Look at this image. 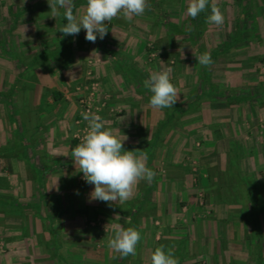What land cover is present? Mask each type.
I'll return each instance as SVG.
<instances>
[{
	"label": "crops",
	"instance_id": "1",
	"mask_svg": "<svg viewBox=\"0 0 264 264\" xmlns=\"http://www.w3.org/2000/svg\"><path fill=\"white\" fill-rule=\"evenodd\" d=\"M216 2L225 22L235 7L234 26L224 33L207 20L210 4L193 19L186 11L189 0H149L143 15L128 21L121 14L108 22L104 39L92 43L83 29L76 36L62 34L63 9L52 18L48 0H0V202L6 203L0 208V237L7 248L0 250V264H151L155 248L166 246L167 219L182 215L190 223L170 246L175 255L196 249L212 233L198 219L204 214L188 187L191 141H202L210 154L247 157L254 148L243 138L264 115V12L251 20L245 15L251 11L248 0ZM86 3L74 0V14L82 15ZM204 52L213 61L207 67L196 60ZM167 67L174 70L179 99L172 108L156 109L144 81ZM88 78L98 83L94 112L120 139L127 137L125 150L146 153L156 173L128 201L111 206L90 201L94 185L81 181L72 157L81 142L75 131L87 127L78 98ZM261 155V167L250 175L241 164L220 158L202 168L206 178L199 184L211 207L205 217L241 210L243 197L242 207H234L209 186L225 172L247 197L248 186L264 173ZM11 202L20 204L17 212L9 211ZM116 226L139 230L135 255L120 257L108 247ZM218 264L232 262L220 258Z\"/></svg>",
	"mask_w": 264,
	"mask_h": 264
},
{
	"label": "clouds",
	"instance_id": "2",
	"mask_svg": "<svg viewBox=\"0 0 264 264\" xmlns=\"http://www.w3.org/2000/svg\"><path fill=\"white\" fill-rule=\"evenodd\" d=\"M52 18L63 9L66 23L59 30L65 36H76L85 30V39L95 43L97 38L104 39L108 33V22L121 14L131 21L141 16L150 7L149 0H87L82 15L74 14V0H48ZM211 14L208 22L216 25L223 23L224 17L216 0H189L187 14L195 19L209 6ZM197 63L210 66L213 61L209 52L196 56ZM171 67L150 74L144 81L152 95L150 105L156 109L172 108L179 99L178 89L172 83ZM87 128L81 142L72 150L73 162L79 166L86 183L94 185L90 201L99 200L109 204L126 202L133 197L141 181L151 182L156 173L147 166V154L140 149L125 150L124 141L106 127L103 118L96 112L82 113ZM141 239L135 227L116 226L114 234L108 239V247L120 257L135 255ZM151 264H179L173 247L160 245L151 255Z\"/></svg>",
	"mask_w": 264,
	"mask_h": 264
},
{
	"label": "rangeland",
	"instance_id": "3",
	"mask_svg": "<svg viewBox=\"0 0 264 264\" xmlns=\"http://www.w3.org/2000/svg\"><path fill=\"white\" fill-rule=\"evenodd\" d=\"M243 1L245 2L246 0ZM248 1H250L251 4V11H250L251 14H249V16L251 17V20L254 19L257 21L256 18L257 15H262L264 12L263 10L264 4L262 5L261 3L262 1L264 2V0H257L259 4L256 3L255 4L258 6L252 3L253 2L252 0H248ZM230 12H231L230 18L232 17L231 18L232 23L230 22L231 21L230 19H228L227 22L223 20V23L218 26L220 32L223 31L222 33L226 32L228 25L229 27L231 25L232 27L234 26L235 20L233 19V16H235L236 14L235 7H233L232 10H230ZM238 24H240V21H238ZM255 31L256 30L254 29L253 26V28H251L249 32L254 34ZM262 58L264 61V57ZM260 71L264 73V69H260ZM263 118L264 115L263 116L258 115L255 118L254 124L252 125L253 129L252 130L250 129L249 130L250 132H248L249 134L247 133L245 138H243V141H247L251 146V148H254L252 152L254 154L251 153L247 157L246 156L244 157V155H241L240 153L239 154L236 153L234 157L233 154L230 153H221L220 155L210 154L208 153V148L206 147V145L202 144V141H197L196 139L195 140L192 139L191 147H190L191 152L189 155H187V158H185L186 166L189 168L191 174V178H189L191 179L189 180L190 185H188V187L193 189L194 193L196 194L197 205L200 207L201 213H203L204 215L210 214L211 207H208V205L205 204V197L203 194L204 192L199 184V181H201L199 180L200 177L206 178L205 176L206 173L202 168H206L208 162L218 161L220 158L221 161L225 162L224 164L226 163H230V165L238 164V167H240L241 164L243 170L246 172V174L248 173V175L257 172V169H259L258 167H261V163H262L261 151H264ZM256 127L258 129H256ZM80 131L81 130L79 131L76 130L75 133H81ZM262 178L264 179V173L261 174L259 178L255 179L254 185L252 184L248 186L250 193L252 194V199L255 200L254 208L256 210H254V208H252V205H249L246 194H244L245 193L244 190L242 192L236 190L235 186L231 184L232 177H229L226 175L225 172L220 171V176L216 180L217 183L215 185L209 186L213 191V195H218V198L223 199L222 203L230 202L231 204H233L234 207L241 206L242 202H244L242 205L243 207L241 206L242 207L241 210H236V209L232 210L234 212H229L228 215L227 213L222 215V213L218 212L216 218L214 217L213 219L212 217H205L204 215L199 214L198 219L200 217L202 218V221L205 222V224L208 223V226L210 225V228L211 229L213 228L212 233H208L207 237L204 238V240L200 243V245L197 246L196 249H192L191 251H188L187 249L185 251L179 250L178 253L175 255L176 257L179 258V264H211V263L218 264L220 263V258H222V261L225 260V262L228 259L230 262H232V264H248L249 261H251L250 236L253 235L254 232L256 233L257 231L259 238L264 241V208L258 210V206H260L262 202L264 203V185H262L261 183ZM244 195H245V199L243 200ZM240 199L242 200V202ZM28 210L29 207L26 206L25 212ZM249 210L252 211L251 213L253 214L257 212L258 214V217L256 219L257 225H252V223L249 221V217L247 213L249 212ZM29 214L31 213L29 212L26 213V216L28 218L26 217L25 220L27 221V223L29 221V223L32 224L34 220L32 216L31 217L28 216ZM209 220H212L211 224H209ZM167 221L169 224L168 226L169 228L168 231L165 233L166 236H164L163 241L166 244V246L170 247L176 242L177 239L180 238V236L183 234L186 225L190 222H188V218L186 216L184 217L183 215L180 216V218L174 220L167 219ZM196 221H193L192 225H194ZM84 223L85 224L87 223L86 225H95L96 221H88V219H86L84 220ZM0 241L3 246L2 250H4V247L6 250L7 248L6 246H4L1 237H0ZM71 252L73 253L74 251ZM175 252L176 251L174 250V253ZM91 255H93L95 259L97 253L93 250L91 251ZM83 263L87 264L85 260H83ZM250 264H253V262H250ZM263 264H264V260H263Z\"/></svg>",
	"mask_w": 264,
	"mask_h": 264
},
{
	"label": "trees",
	"instance_id": "4",
	"mask_svg": "<svg viewBox=\"0 0 264 264\" xmlns=\"http://www.w3.org/2000/svg\"><path fill=\"white\" fill-rule=\"evenodd\" d=\"M252 1H253L252 3H254V4H255V2H257V0H255V1L252 0ZM248 2L250 3V1H248ZM241 10H242V14H243L244 11H243V9H241ZM249 14H251L250 11L248 13H245L246 17L248 19L249 18L251 19ZM248 193L249 194L247 196L248 197L247 199H248L249 205H252V208H254L255 200L252 199V194L250 193V190L248 191ZM1 205L4 206V205H6V203L3 204V203L0 202V208H1ZM8 206L10 207L9 208L10 212H15L16 209H18V207L20 206V204L16 203V202H11V203L8 204ZM262 208H264V203L263 202L261 203L260 206H258V210H260ZM254 210H256V209L254 208ZM251 212L252 211H250V210H249V212H247L248 213V217H249V221L252 223V225H257V222H256L257 220L256 219L258 217V214H257V212L255 214H253ZM254 233H253V235L250 236V244H251V246H250V253H251L250 257H251V261H249L248 264H250V262H253V264H263V260H264L263 259L264 258V255H263L264 254L263 253L264 252V241L259 238L257 231H256L255 234ZM66 262L67 261H63L62 264H67ZM68 264H69V262H68ZM70 264H78V263L77 262H72Z\"/></svg>",
	"mask_w": 264,
	"mask_h": 264
},
{
	"label": "built area",
	"instance_id": "5",
	"mask_svg": "<svg viewBox=\"0 0 264 264\" xmlns=\"http://www.w3.org/2000/svg\"><path fill=\"white\" fill-rule=\"evenodd\" d=\"M87 75L89 76V72L87 73ZM97 86H98V83L95 80L88 78V80L86 81V83L83 87L84 92L78 98V102H79V106H80V118H82V119H83L82 113L94 112V109H95L94 108V98H95ZM263 120H264V118H263ZM86 128L87 127L84 126L80 131L81 133H76L75 138H77L79 141H81L84 134H85ZM81 181L86 182L83 179V173L81 175ZM2 247L3 246H2V243L0 241V250H2Z\"/></svg>",
	"mask_w": 264,
	"mask_h": 264
}]
</instances>
